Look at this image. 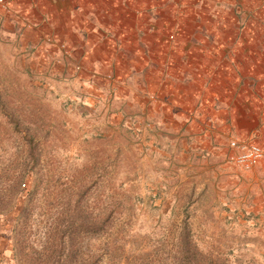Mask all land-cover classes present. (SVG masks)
I'll list each match as a JSON object with an SVG mask.
<instances>
[{"label": "rangeland", "instance_id": "1", "mask_svg": "<svg viewBox=\"0 0 264 264\" xmlns=\"http://www.w3.org/2000/svg\"><path fill=\"white\" fill-rule=\"evenodd\" d=\"M140 3L141 48L147 34L162 46L143 52L164 76L191 35L212 70L264 69V1ZM8 32L0 20V264H264V165L243 170L223 148L188 168L158 161L153 122L113 107V71L86 85L79 64L39 71L29 62L43 46L20 50ZM250 78L264 88V72Z\"/></svg>", "mask_w": 264, "mask_h": 264}, {"label": "crops", "instance_id": "2", "mask_svg": "<svg viewBox=\"0 0 264 264\" xmlns=\"http://www.w3.org/2000/svg\"><path fill=\"white\" fill-rule=\"evenodd\" d=\"M139 6L140 0H15L9 12H0V20L10 35L15 32L20 50L29 45L43 46L34 51L39 58L29 62L39 71L51 62L59 73L70 72L79 64L84 85L93 73L113 71L118 78L112 84L118 97L113 107L124 113L141 111V119L153 122L150 129L159 147L153 146L151 152L159 156L158 161L168 159L172 168H188L210 154L219 157L222 148L228 149L231 138H250L264 145V88L260 84L257 88L259 81L255 87V78H250L264 69L257 70L256 61L251 60L244 71L215 64L212 70L207 61L209 52L187 48L190 37L196 41L201 37L191 35L176 48L172 65L166 70L169 76H164L163 67L147 61L151 58L147 52L161 57L162 46L151 48L153 40L147 34L142 38L147 45L141 48ZM47 38L54 43L48 44ZM58 42L65 48L61 49ZM214 53L215 61L224 63L220 61L223 53ZM145 88L160 90L156 103L145 98ZM150 148L141 143V152Z\"/></svg>", "mask_w": 264, "mask_h": 264}, {"label": "built area", "instance_id": "3", "mask_svg": "<svg viewBox=\"0 0 264 264\" xmlns=\"http://www.w3.org/2000/svg\"><path fill=\"white\" fill-rule=\"evenodd\" d=\"M14 1L15 0H0V12H9ZM46 41L52 42L53 40L47 38ZM59 46L61 49L65 48L64 43H60ZM75 68L79 69L80 66H75ZM227 146V160L243 170H250L264 162V145L255 140L231 138L228 140Z\"/></svg>", "mask_w": 264, "mask_h": 264}, {"label": "trees", "instance_id": "4", "mask_svg": "<svg viewBox=\"0 0 264 264\" xmlns=\"http://www.w3.org/2000/svg\"><path fill=\"white\" fill-rule=\"evenodd\" d=\"M186 238H187V235H186V236H185V235L182 236V239L186 240ZM186 241H187V240H186ZM188 249H189V248H188ZM189 250H190V249H189ZM195 253L197 254V251H196V252L194 251V253H192V255H194Z\"/></svg>", "mask_w": 264, "mask_h": 264}]
</instances>
